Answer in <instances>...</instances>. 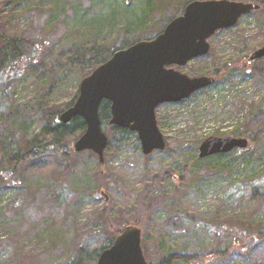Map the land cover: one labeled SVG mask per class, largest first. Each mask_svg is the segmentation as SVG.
Instances as JSON below:
<instances>
[{"label":"rangeland","instance_id":"rangeland-1","mask_svg":"<svg viewBox=\"0 0 264 264\" xmlns=\"http://www.w3.org/2000/svg\"><path fill=\"white\" fill-rule=\"evenodd\" d=\"M148 1L0 0L4 33L41 44L20 63L12 97L0 100V131L7 128L20 141L36 138L47 128L41 110L47 106L64 110L76 98L86 74L95 70L90 63L80 62L85 49L94 44L112 46L122 36L131 44L162 30L164 17L158 16L148 26L138 24ZM192 1L180 0L171 8L180 6L181 10L183 3ZM168 11L175 14V10ZM209 43L210 55L174 68L201 77L209 76L205 73L214 76L225 65L235 66L232 83L214 84L180 103L161 105L157 119L168 149L148 159L137 133L108 125L104 129L109 140L104 164L107 191L98 190V158L89 151L79 153L64 182L68 194L61 202H57L62 192L56 188L61 181L57 175L22 171L12 182L0 184V264H69L72 260L94 264L104 243L94 224L86 226L95 206L107 199L114 211L130 208L152 174L164 171L174 175L157 195L173 194L185 173L196 181L175 207L177 224L165 223L168 211H156L145 227L144 238L162 241L156 243L162 254L211 257L229 248L234 253L232 264H254L249 256L253 257L260 243L257 235L261 225L264 227V141L246 155L200 159L198 154L210 137L238 138L233 132L252 106L263 103L264 75H256L252 69L264 70V59L247 69L242 64L264 45V12L242 17L234 28L217 32ZM80 137L77 134L66 142L74 148ZM235 192L239 194L229 201ZM240 239L245 240L244 246ZM158 262L157 257L152 259L153 264Z\"/></svg>","mask_w":264,"mask_h":264},{"label":"water","instance_id":"water-1","mask_svg":"<svg viewBox=\"0 0 264 264\" xmlns=\"http://www.w3.org/2000/svg\"><path fill=\"white\" fill-rule=\"evenodd\" d=\"M260 9L255 3L230 0L192 1L155 38L115 52L81 81L74 104L60 114L62 124L77 117L86 123V131L75 142L74 150L93 152L105 162L109 140L100 110L104 102H109L111 126L137 133L145 156L164 151L167 143L158 125V107L180 103L215 83L214 77H190L174 67H186L207 56L209 41L218 31L234 28L242 17ZM262 59L264 45L251 54L248 64ZM248 146L246 138L210 137L201 144L198 157L226 155ZM96 264H148L142 229L137 225L125 227L114 244L102 251Z\"/></svg>","mask_w":264,"mask_h":264},{"label":"trees","instance_id":"trees-1","mask_svg":"<svg viewBox=\"0 0 264 264\" xmlns=\"http://www.w3.org/2000/svg\"><path fill=\"white\" fill-rule=\"evenodd\" d=\"M180 2V0H149L148 8L141 15L138 24L148 26L150 23L155 22L159 17H164V24L162 30L157 33L144 36L136 40V42L142 40H150L159 35L166 25L175 17L180 16L185 6L183 3L180 10L172 7L174 2ZM194 1H205V0H194ZM237 2L255 3L261 7L259 11L264 12V0H234ZM13 2V1H12ZM14 3V2H13ZM175 10V14L172 15V11ZM254 11V12H259ZM159 16V17H158ZM3 26H0V100L10 99V91L17 85L19 79L18 73L20 72V63L25 60L28 53L38 47L41 44L32 42L28 38H17L10 37L4 33ZM124 36L118 38V42L112 46L107 45H92L90 48L85 49L81 53L80 62L84 65L90 63L94 69L100 65L106 63L115 52L125 49L130 45L136 43H125L123 40ZM212 53L210 51L209 55ZM244 68H250L248 64V58L242 64ZM236 70L235 66L231 68L230 65H225L223 68L216 71L215 85H224L232 83L233 72ZM248 71V70H246ZM252 72L256 75H264V70L253 67ZM92 72L86 74L89 76ZM205 75L212 76L210 73ZM211 88V87H210ZM79 91L76 94V98ZM76 98L65 105V109H61L57 106H47L41 110L46 123L47 128L42 134L34 139L23 138L16 139L6 128L0 131V184H8L14 175H18L22 171L26 174L35 173L38 175H57L60 178V183L56 184V188L62 190L61 194L57 196V202L65 200L67 188L63 187L64 182L68 179L71 172L75 168L77 153L73 146L66 142L68 138L75 137L77 134L82 136L86 131V123L81 117L73 119L68 124H62L59 120L60 114L65 110L69 109L75 102ZM236 108L240 113L243 110L235 104ZM100 116L102 120L103 130L110 125L109 120L111 119L110 103L104 102L101 106ZM159 123V122H158ZM161 124L159 123V126ZM116 128V127H115ZM118 129V128H117ZM123 132L129 130L121 129ZM236 137H245L249 142V146L246 150H236L226 155H217L218 157H226L232 153L237 155H246L249 150H252L259 142L264 141V98L263 103L260 105L252 106L250 113L246 115L244 122L240 124L233 132ZM46 138H49L48 140ZM168 149V146L167 148ZM238 153V154H237ZM92 157L98 158L93 152H89ZM107 156L105 155V158ZM151 155L146 156V159L150 158ZM106 162V160H105ZM105 162L102 163L98 158V168L96 173L97 181L99 183V191H107L109 185L106 182L105 175ZM172 171L159 172L152 174L151 181L147 183L143 190L140 191L135 204L131 205L130 208H117L114 211L115 206L112 202L107 199L102 204L95 206V210L88 218V224H94V230L104 238V243L97 251L94 256V264L98 261V258L102 251L110 248L116 238L124 231V228L130 225H137L142 229V248L148 264H153L152 259L158 258V264H176L178 262L182 264H232L234 263V253L228 248L224 251H219L211 254V257L202 253H168L162 254L156 243H161L158 238L145 239L144 235L147 233L145 227L147 223L153 218L156 211L166 210L169 212L166 217L165 223L169 225H176L175 217H178V211L175 207L185 196L189 185L196 181L193 177H189L188 173H185L180 180V186L175 188L173 194H162L157 195L156 192L160 191L163 183L170 178H173ZM18 182V181H17ZM24 185H22L23 187ZM239 194L235 192L228 197L229 201H232ZM102 196V194L100 193ZM126 205H128L126 203ZM179 219V218H178ZM227 220L234 221L232 217H228ZM183 223L180 222L182 227ZM91 226V225H90ZM261 231L257 235L260 243L253 250V257L249 256L250 261L254 264H264V227L261 225ZM240 244L245 245V240L240 239ZM240 253V252H239ZM236 258V257H235ZM213 260H219L214 262ZM69 264H75V260H72Z\"/></svg>","mask_w":264,"mask_h":264},{"label":"bare ground","instance_id":"bare-ground-1","mask_svg":"<svg viewBox=\"0 0 264 264\" xmlns=\"http://www.w3.org/2000/svg\"><path fill=\"white\" fill-rule=\"evenodd\" d=\"M255 62H256V61H255ZM253 63H254V62H253ZM253 63H252V64H253ZM252 64H249V65H252ZM238 138H245V137H238ZM246 139H247V138H246ZM248 141H249V140H248ZM249 142H250V141H249ZM166 148H167V146H166ZM165 150H166V149H165ZM165 150H164V151H165ZM236 150H238V149H236ZM236 150H234V151H236ZM157 152H158V151H157Z\"/></svg>","mask_w":264,"mask_h":264}]
</instances>
